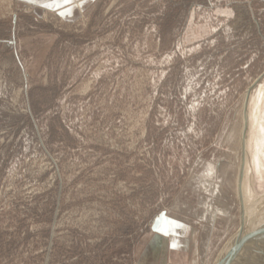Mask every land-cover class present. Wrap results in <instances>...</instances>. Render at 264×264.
<instances>
[{"label":"rangeland","instance_id":"rangeland-1","mask_svg":"<svg viewBox=\"0 0 264 264\" xmlns=\"http://www.w3.org/2000/svg\"><path fill=\"white\" fill-rule=\"evenodd\" d=\"M240 234L264 264V0H0V264H220Z\"/></svg>","mask_w":264,"mask_h":264},{"label":"crops","instance_id":"crops-1","mask_svg":"<svg viewBox=\"0 0 264 264\" xmlns=\"http://www.w3.org/2000/svg\"><path fill=\"white\" fill-rule=\"evenodd\" d=\"M20 4L35 6L38 13H55L68 22L79 20L83 13L91 7L96 0H17Z\"/></svg>","mask_w":264,"mask_h":264},{"label":"bare ground","instance_id":"bare-ground-1","mask_svg":"<svg viewBox=\"0 0 264 264\" xmlns=\"http://www.w3.org/2000/svg\"><path fill=\"white\" fill-rule=\"evenodd\" d=\"M248 124V123H247ZM247 127V126H246ZM247 129V128H246ZM246 136V135H245ZM244 155H245V152H244ZM242 169H241V174H240V178H239V190H240V194L242 195V197H243V199H242V211H243V213H242V227L244 228V227H247L246 225H253L254 223H255V220H254V218L252 219V220H250V219H248V217H249V213H248V209H247V204H246V192L245 191H247V189H248V181H247V179H249L248 178V172L249 171H247V168H246V162H245V158H244V160H243V163H242ZM250 185V184H249ZM250 187V186H249ZM249 190V189H248ZM249 192V191H248ZM252 194V193H251ZM251 194L250 195H248V196H251ZM244 197H245V199H244ZM252 197V196H251ZM250 197V198H251ZM247 200H249L248 199V197H247ZM247 203H248V201H247ZM242 228V229H243ZM245 230V229H244ZM247 230V229H246ZM259 230V229H258ZM261 234V233H260ZM241 235V234H240ZM238 236V237H236L234 240H233V243H231V244H229L228 246H227V248H226V251L225 252H228L229 253V251L231 250V248L232 247H234L236 244V241L238 242V240H240V238H242V236H244L243 234L241 235V236ZM259 235V234H258ZM258 235H256L255 237H257ZM264 236V235H263ZM261 238H264V237H262L261 236ZM244 239V238H243ZM253 239V238H252ZM256 239V238H255ZM260 239V238H259ZM263 240V239H262ZM256 242H255V240L253 241V245H256L255 244ZM263 243L261 242V244H257V246H259V247H257V246H254V248H255V253H256V247L258 248V251L260 250V252H261V254H263V252H264V249L263 248H261L260 247V245H262ZM250 246V245H249ZM262 250H261V249ZM240 251H243V250H241L240 249ZM224 252V253H225ZM244 252V251H243ZM239 253H241V252H239ZM222 254V253H221ZM238 254V253H237ZM237 254H235V255H237ZM243 255H244V253H243ZM251 256V255H250ZM221 257V256H220ZM234 257L235 256H231L230 258H229V260H227V262H225L224 264H234V262H235V260L236 259H234ZM227 259V258H226ZM226 261V260H225Z\"/></svg>","mask_w":264,"mask_h":264},{"label":"water","instance_id":"water-1","mask_svg":"<svg viewBox=\"0 0 264 264\" xmlns=\"http://www.w3.org/2000/svg\"><path fill=\"white\" fill-rule=\"evenodd\" d=\"M251 235V234H250ZM256 235V232L253 233V236ZM252 238V236H251ZM241 249V245H239L238 243L229 251V253L227 254V259L225 258L220 264H224L225 262H227V260H229L228 258H230L231 256H234V253H236L237 250ZM226 260V261H225Z\"/></svg>","mask_w":264,"mask_h":264}]
</instances>
